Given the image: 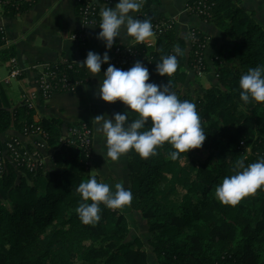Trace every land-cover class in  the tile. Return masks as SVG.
<instances>
[{
    "label": "trees",
    "instance_id": "1",
    "mask_svg": "<svg viewBox=\"0 0 264 264\" xmlns=\"http://www.w3.org/2000/svg\"><path fill=\"white\" fill-rule=\"evenodd\" d=\"M88 1L77 0L78 11ZM203 1L208 6L204 15L196 10L189 14L220 31L226 41L211 56L216 79L200 93L192 90L195 82L189 78H198L197 66L205 59L211 35L195 27L187 39H178L174 21L161 12L159 0H144L138 12L141 19L147 16L152 24L167 23L171 28L159 35L156 47H129L127 64L120 69L139 60L149 69V82L164 85L170 80L180 99L195 103L207 134L202 147L177 160L170 158L173 149L167 142L147 159L130 151L129 207L146 222L158 264H264V187L235 206L221 203L213 193L223 177L234 174L239 160L247 165L264 156V103L246 104L239 95L241 75L264 64V20L243 0ZM0 3L4 15L16 16L29 11L34 0ZM103 5L95 0L97 25ZM176 45L183 50L178 70L171 77L161 76L156 63ZM226 52L232 65L225 61ZM15 57L0 29V65ZM203 67L205 73L212 71L206 63ZM50 70L79 85L88 82L86 68L79 64H55ZM116 105L118 112L126 110L123 102ZM35 116V108L24 102L13 106L0 85V141L11 131L23 136L39 129L47 136L50 152V165L32 171L24 163L8 164L0 174V264H149L142 241H128L131 228L124 215L101 204V220L84 224L75 212L81 202L76 188L92 176L87 162L93 153L87 158L78 135L72 133L82 124L69 125L65 135L62 120L36 121ZM135 118L136 114L129 120ZM202 151L212 154L203 159Z\"/></svg>",
    "mask_w": 264,
    "mask_h": 264
},
{
    "label": "clouds",
    "instance_id": "2",
    "mask_svg": "<svg viewBox=\"0 0 264 264\" xmlns=\"http://www.w3.org/2000/svg\"><path fill=\"white\" fill-rule=\"evenodd\" d=\"M144 0H118L114 7H101L97 38L105 42L107 49L113 47L115 38L129 44L143 43L154 36L150 17L136 15L143 7ZM188 38L187 36L185 37ZM183 55L179 45L174 46L172 54L164 55L156 63V71L161 76L171 77L179 67L178 56ZM107 51L102 55L89 51L84 61L79 63L92 75L101 73L102 64H108L100 77L97 95L106 102H123L124 112L96 115L93 121L97 132L105 139L107 152L103 154L112 161L135 151L147 159L158 154V148L166 142L171 145L170 158L177 160L182 153L202 147L206 134L194 102L180 99L168 84L158 85L149 82V69L139 60L127 70L109 63ZM240 99L244 103L255 101L264 103V64L249 68L239 78ZM136 114L129 120V113ZM150 118V123H149ZM264 187V156L245 165L244 160L236 164L234 174L223 177L215 188V197L223 204L235 206L242 198L254 194ZM76 191L81 202L75 212L84 224H96L101 220V204L109 209H122L131 204L133 192L124 183L114 185L98 181L95 175L82 181ZM91 201V203H89Z\"/></svg>",
    "mask_w": 264,
    "mask_h": 264
},
{
    "label": "crops",
    "instance_id": "3",
    "mask_svg": "<svg viewBox=\"0 0 264 264\" xmlns=\"http://www.w3.org/2000/svg\"><path fill=\"white\" fill-rule=\"evenodd\" d=\"M160 10L174 21L175 33L178 39H186L192 28H200L212 37L209 53H214L225 44L223 34L214 27L207 26L198 17L189 14L190 0H159ZM244 6L254 10L264 20V0H243ZM118 0H108L107 6L114 7ZM106 5V4H104ZM139 16L138 12L136 13ZM0 29L3 30L7 46L14 47L18 66L22 69V76L6 82L10 62L0 65V85L6 90L13 106L23 103L24 94H32L37 90V66L39 64L55 65L61 62L81 63L87 53L95 51L101 55L106 48L105 42L97 38L101 31L99 25L84 27V21L77 9V0H34L33 7L16 16H6L0 6ZM83 34L85 39H75L73 35ZM129 37L124 40L115 38V47L129 48ZM226 46V45H225ZM227 49V48H226ZM109 54V53H108ZM111 58V53L109 54ZM109 63H111L109 61ZM108 64H102L101 73L92 75L87 69L88 82L79 86L74 92L54 94L48 100H35V120L60 119L67 126L76 123H89L94 132L93 170L92 172L104 182L115 184L128 182L130 151L122 155L119 160L112 161L103 156L107 152L105 139L97 132V125L93 121L96 115L117 113L116 102L110 103L99 98L97 93L100 77L106 71ZM11 136L17 135L11 131ZM23 142L29 146L32 138L24 137ZM47 165H50V152H46ZM92 173V174H93ZM93 174V175H94Z\"/></svg>",
    "mask_w": 264,
    "mask_h": 264
},
{
    "label": "built area",
    "instance_id": "4",
    "mask_svg": "<svg viewBox=\"0 0 264 264\" xmlns=\"http://www.w3.org/2000/svg\"><path fill=\"white\" fill-rule=\"evenodd\" d=\"M101 1V0H100ZM104 4L107 5L108 0H102ZM193 2V6L190 3ZM95 0H89L88 3L79 8V15L84 21V27L88 28L97 25L94 20L96 16V7L94 6ZM0 6L3 5L0 3ZM208 9L206 1H195L190 0L188 5V10H196L200 14L204 15ZM171 25L167 23H153L154 36L149 40L143 42L148 47H156L159 42V35L164 34L165 29H170ZM75 39L84 40L83 34L73 35ZM192 41H196L194 35L190 36ZM209 39V38H208ZM131 50L129 48L115 47L112 49L110 62L117 68L127 64L126 54ZM64 64L65 62H61ZM77 64L66 62V64ZM205 60H201L198 67L197 73L199 74L201 70H204ZM37 79L36 88L37 90L32 94H24L23 102L30 107H34L35 100H48L54 94H65L74 92L79 86V84L74 83L67 76L57 74L50 70V65L39 64L37 66ZM22 69L18 66L17 60L15 58L10 61V71L6 82H11L12 80L18 79L22 76ZM81 129H75L72 131L73 134L78 135L80 146L86 151L87 158L91 157L93 148V128L89 123H81ZM24 137L32 138L31 146L23 142ZM47 136L36 129L31 133L25 134L23 136L14 135L9 138H4L0 141V174L6 170L8 164L20 165L24 163L30 170L34 171L39 168H43L47 164ZM89 162L87 165L89 167Z\"/></svg>",
    "mask_w": 264,
    "mask_h": 264
},
{
    "label": "rangeland",
    "instance_id": "5",
    "mask_svg": "<svg viewBox=\"0 0 264 264\" xmlns=\"http://www.w3.org/2000/svg\"><path fill=\"white\" fill-rule=\"evenodd\" d=\"M195 17H197V16H195ZM174 31H176L175 30V26H174ZM212 43H213L212 42V37L211 38L209 37V41H208V44H207V49H206L205 55H204L205 63L209 65V67L211 68L212 71L210 73H205V70H203V71L201 70V72L199 74L197 73L198 78H195V77L189 78L192 82H195L194 85L192 86V90H198V92H199V91H201L202 87H205V88L208 89L210 87V85H211V82L214 80V78L216 79V77L214 76L216 67H215L213 61L211 60V56L214 55V51L212 53H209V51L211 50ZM179 47H180V45H179ZM227 53L228 52H226L225 56H224L225 57V61L226 62L228 61L227 63L232 65L234 62L232 63V61L231 62L229 61ZM184 88H185V85H184L183 89ZM134 115L135 114H133V112H130L129 113V118H132V116H134ZM93 137H94V134H93ZM93 144H94V139H93ZM248 150H249L248 152L251 153V151H252L251 147ZM92 153H93V148H92ZM211 154H212V152H210V151H202L200 153V158L207 159ZM89 170H90V172L92 174L93 173L92 172V170H93V157H92V159L89 162ZM95 176H97V175H95ZM100 181H103V180H100ZM127 185H128V182L125 185V187ZM213 193L215 194V190L213 191ZM115 211L119 215H124L126 217L127 221L130 223L129 225H130V228H131V234H130V236L128 238V241L129 242H134L135 240L140 239L142 241L143 245H144V250H146L148 252L149 264H158V258L156 257L155 254H153L152 248H151V246L148 243L149 239L151 238V235L148 232V227H147L146 222L139 215L133 213V211L130 209L129 205L124 206L122 209H115ZM55 220H57V219H55Z\"/></svg>",
    "mask_w": 264,
    "mask_h": 264
},
{
    "label": "water",
    "instance_id": "6",
    "mask_svg": "<svg viewBox=\"0 0 264 264\" xmlns=\"http://www.w3.org/2000/svg\"><path fill=\"white\" fill-rule=\"evenodd\" d=\"M107 5H103L102 7H106ZM114 45V44H113ZM110 52H111V49H109V51H108V53L110 54ZM67 130H68V126L65 124L64 125V134L66 135V133H67Z\"/></svg>",
    "mask_w": 264,
    "mask_h": 264
}]
</instances>
